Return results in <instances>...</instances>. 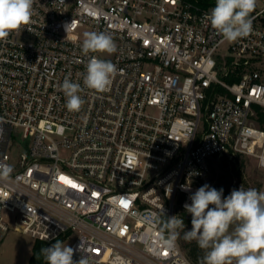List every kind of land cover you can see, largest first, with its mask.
Listing matches in <instances>:
<instances>
[{
    "label": "built area",
    "instance_id": "built-area-1",
    "mask_svg": "<svg viewBox=\"0 0 264 264\" xmlns=\"http://www.w3.org/2000/svg\"><path fill=\"white\" fill-rule=\"evenodd\" d=\"M213 7L34 0L31 23L0 40V169H11L0 243L15 230L46 247L70 240L88 264H195L177 239L161 243L163 216L191 204L215 158L264 167V0L236 42L212 29ZM86 32L110 35L116 51L84 55ZM93 55L117 67L104 92L83 86ZM65 78L83 88L78 111Z\"/></svg>",
    "mask_w": 264,
    "mask_h": 264
},
{
    "label": "clouds",
    "instance_id": "clouds-1",
    "mask_svg": "<svg viewBox=\"0 0 264 264\" xmlns=\"http://www.w3.org/2000/svg\"><path fill=\"white\" fill-rule=\"evenodd\" d=\"M33 3L34 0H0V40L31 23ZM256 6L257 0H215V7L206 19L223 40L236 42L252 33L251 17ZM81 50L86 56L89 53L111 55L116 45L106 33L86 32ZM116 73L115 64L93 55L86 64L83 86L104 92ZM60 88L66 97L67 109L78 111L83 104L79 95L83 90L81 84L65 78ZM10 172L7 167L0 169V179H7ZM190 200L191 204L186 203L184 208L191 214V230L185 231L182 217H168L161 229L163 245L172 248L179 231H183L186 241H195L205 250L201 264H264V190L241 186L223 197V189L205 184L190 196ZM81 248L82 243L78 246L79 250ZM76 250L57 240L40 252L46 264H88L84 256L79 261L73 260Z\"/></svg>",
    "mask_w": 264,
    "mask_h": 264
},
{
    "label": "rangeland",
    "instance_id": "rangeland-1",
    "mask_svg": "<svg viewBox=\"0 0 264 264\" xmlns=\"http://www.w3.org/2000/svg\"><path fill=\"white\" fill-rule=\"evenodd\" d=\"M257 66L264 75V58L257 62ZM15 155L16 151H14ZM205 184L212 188L217 185L219 189H223V197H227L232 190L239 189L241 186L245 189L264 190V167L259 166L256 157L242 153H236L230 158L226 156L215 158L212 161L211 172L201 186ZM184 213L188 220L184 219ZM172 216L182 217L185 231L191 230V214L186 212L179 200H175L173 213L167 217ZM176 239L182 248L186 246L183 248L186 253L194 249L196 257L192 261L195 264H201L205 250L200 249L195 241H186L183 231H179ZM33 242L34 239L29 235L9 230L0 243V264H28ZM64 244L69 245L70 240Z\"/></svg>",
    "mask_w": 264,
    "mask_h": 264
},
{
    "label": "trees",
    "instance_id": "trees-1",
    "mask_svg": "<svg viewBox=\"0 0 264 264\" xmlns=\"http://www.w3.org/2000/svg\"><path fill=\"white\" fill-rule=\"evenodd\" d=\"M199 1L204 6H209V5L215 6V0H199ZM213 188H215L217 190H220L217 185L214 186ZM223 195H224V191H223ZM180 201H181V199H179V202ZM183 216H184L185 220H188V217L185 216V213L183 214ZM167 218L168 217L166 215L163 216V219L165 221H166ZM56 242H54V243H56ZM44 247H46V242L45 241L38 240V239L34 240L32 248H31V253H30V256H29L28 264H46L42 254L40 252V249L44 248ZM184 247H186V246H183V248ZM187 255L189 256V258L191 260L195 259V257H196L195 250L194 249L189 250V253H187Z\"/></svg>",
    "mask_w": 264,
    "mask_h": 264
},
{
    "label": "snow or ice",
    "instance_id": "snow-or-ice-1",
    "mask_svg": "<svg viewBox=\"0 0 264 264\" xmlns=\"http://www.w3.org/2000/svg\"><path fill=\"white\" fill-rule=\"evenodd\" d=\"M72 187H76V185L73 184ZM126 206H127V205H125V207H126Z\"/></svg>",
    "mask_w": 264,
    "mask_h": 264
}]
</instances>
